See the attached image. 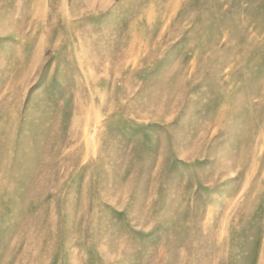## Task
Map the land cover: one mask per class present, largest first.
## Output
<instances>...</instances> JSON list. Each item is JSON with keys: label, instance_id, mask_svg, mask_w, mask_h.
Wrapping results in <instances>:
<instances>
[{"label": "rangeland", "instance_id": "1", "mask_svg": "<svg viewBox=\"0 0 264 264\" xmlns=\"http://www.w3.org/2000/svg\"><path fill=\"white\" fill-rule=\"evenodd\" d=\"M0 264H264V0H0Z\"/></svg>", "mask_w": 264, "mask_h": 264}]
</instances>
